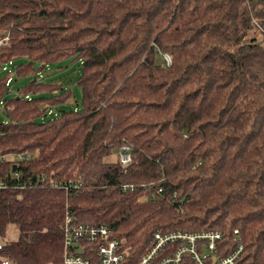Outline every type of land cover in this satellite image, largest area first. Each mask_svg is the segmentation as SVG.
Segmentation results:
<instances>
[{
	"label": "trees",
	"instance_id": "1",
	"mask_svg": "<svg viewBox=\"0 0 264 264\" xmlns=\"http://www.w3.org/2000/svg\"><path fill=\"white\" fill-rule=\"evenodd\" d=\"M4 32L2 258L65 264L70 215L109 227L122 264L156 235L209 230L230 247L238 230L239 264H264V0H0ZM66 60L80 62L79 111L60 110L71 90L40 77Z\"/></svg>",
	"mask_w": 264,
	"mask_h": 264
},
{
	"label": "built area",
	"instance_id": "2",
	"mask_svg": "<svg viewBox=\"0 0 264 264\" xmlns=\"http://www.w3.org/2000/svg\"><path fill=\"white\" fill-rule=\"evenodd\" d=\"M10 34H0V51L9 46ZM12 64V63H9ZM172 64L168 54L163 55V67ZM10 82V80L8 81ZM119 163L127 168L132 162L130 147L125 145L117 153ZM16 173H12L11 179ZM5 181L0 179V189ZM133 189L124 186L123 191ZM64 263L65 264H122L127 252L122 243L111 236L107 226H89L74 222L70 215L66 217L64 227ZM239 231H234V247L225 243L223 231L209 230L201 232H177L166 236L156 235L153 248L141 259L140 264H151L158 256H163L159 264H183L184 257L191 258L194 264H239L244 248L239 242ZM180 242L177 249L168 251V244ZM4 240L0 236V252L4 248ZM80 251L82 253H80ZM0 264H14L0 255Z\"/></svg>",
	"mask_w": 264,
	"mask_h": 264
},
{
	"label": "rangeland",
	"instance_id": "3",
	"mask_svg": "<svg viewBox=\"0 0 264 264\" xmlns=\"http://www.w3.org/2000/svg\"><path fill=\"white\" fill-rule=\"evenodd\" d=\"M259 37V35H257ZM26 59H19L15 61L16 64L25 62ZM14 67L12 64H4L0 68V79L5 75L10 74L14 79ZM80 76V62L73 60H66L59 64L48 66L40 75L41 80L45 82H51L54 84L62 85L63 88L70 89L72 92L71 99L68 103H65L59 107L60 110H76L82 109V90L77 84V78ZM31 81V79L18 80L15 84L13 96H17V89ZM0 121L6 122L7 116L4 111V107L0 102ZM18 233L14 228H10L7 233V240L17 238Z\"/></svg>",
	"mask_w": 264,
	"mask_h": 264
},
{
	"label": "water",
	"instance_id": "4",
	"mask_svg": "<svg viewBox=\"0 0 264 264\" xmlns=\"http://www.w3.org/2000/svg\"><path fill=\"white\" fill-rule=\"evenodd\" d=\"M80 253H82V252L80 251Z\"/></svg>",
	"mask_w": 264,
	"mask_h": 264
}]
</instances>
